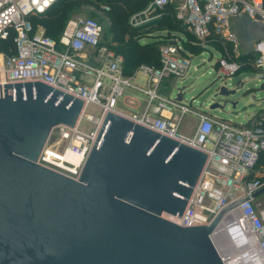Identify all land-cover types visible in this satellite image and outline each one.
Returning <instances> with one entry per match:
<instances>
[{"label":"water","instance_id":"water-1","mask_svg":"<svg viewBox=\"0 0 264 264\" xmlns=\"http://www.w3.org/2000/svg\"><path fill=\"white\" fill-rule=\"evenodd\" d=\"M233 93L217 87L207 109L234 108ZM82 107L39 80L1 86L0 264H226L213 238L248 195L208 223L164 217L181 216L204 151L107 111L76 178L37 161L53 128L74 127Z\"/></svg>","mask_w":264,"mask_h":264},{"label":"built area","instance_id":"built-area-1","mask_svg":"<svg viewBox=\"0 0 264 264\" xmlns=\"http://www.w3.org/2000/svg\"><path fill=\"white\" fill-rule=\"evenodd\" d=\"M173 1L175 20L196 44L230 42L232 52L236 51L238 38L230 19L241 13L259 18L264 30L263 0H150L143 10L131 17L130 24L141 25L151 20L154 16L149 18L148 15L152 10H162ZM54 2L0 0V40L12 37L7 49H0V89L6 82L39 80L83 99L76 125L54 127L58 129L57 146L50 145L48 139L37 161L76 178L105 113L125 114L117 109L124 87L142 91L148 97L145 110L140 115H125L207 153L203 170L181 216L166 214L165 217L182 226L208 223L222 207L248 195L228 210L222 221L225 219L227 225L238 232V241L264 264V212H257L253 204L254 195L264 188V157H261L264 155V111L246 123H235L212 116L191 102L161 95L158 88L163 79L171 76L181 79L187 73L189 60L180 56L183 47L177 41L159 46V67L139 66L145 80L143 86L136 85L132 75L123 73L122 56L100 44L103 28L96 18L89 15L68 18L58 41L46 35L42 26L33 29L30 17L44 13ZM254 50L257 56L253 65L264 70V38L255 42ZM229 53L225 50L217 61L216 77L223 80L239 68ZM91 54L94 60L90 59ZM90 104L96 108V114L86 110ZM148 108L155 115L147 113ZM163 108L170 109L171 116H162ZM184 113L198 119L191 136L178 130ZM82 120L93 126L88 130L80 129ZM61 144L63 147L58 153ZM68 151L77 158L59 157Z\"/></svg>","mask_w":264,"mask_h":264},{"label":"rangeland","instance_id":"rangeland-1","mask_svg":"<svg viewBox=\"0 0 264 264\" xmlns=\"http://www.w3.org/2000/svg\"><path fill=\"white\" fill-rule=\"evenodd\" d=\"M104 7V8H103ZM104 10H103V9ZM108 6H104V3L100 1H91L88 4H79V5H74L72 6L71 9H67L68 11L66 12V19L76 16V15H90L96 18L100 24L102 25L103 31H104V41L107 42L108 44H113V45H125L123 42H117L112 40V37H114L115 33H118V30H120L121 26L118 24H113V18L111 17L110 13H108L107 10ZM143 10V9H142ZM141 10L134 11L130 13L127 17L128 21V28L132 29V33H128L125 35L126 42L129 40V36L132 38H135L136 40H139L140 42H144L146 39L148 40V37H153L151 34H155L157 32V28L161 27V25H166V20L161 21V22H153V21H145L143 24L139 25H131L130 24V19L133 15L138 14ZM163 14V11L161 10H152L150 14L148 15L149 18L151 16H154L153 18H160ZM39 16V15H38ZM35 16V17H38ZM38 19V18H37ZM33 20V22L38 26H41L39 23V20ZM142 19L144 20V16L142 15ZM154 23H157L156 25H152ZM174 23H171L173 25ZM148 25H152L150 27H147ZM176 27V26H175ZM134 34V35H133ZM181 37H184L183 35H180ZM168 38V39H166ZM172 37H168L164 35L163 42L161 41V44L167 43L171 41ZM146 42V41H145ZM210 48V49H209ZM210 52H212V57L209 58ZM220 53L217 50H212L211 47H207L206 50L202 52V54L193 56L191 58V66L188 71V77L186 80H183V82H177V83H172L165 78L159 88V92L161 94H164L165 96H171L174 97L177 93V89H180L182 86H184V95H183V101L184 102H190L192 101L193 106H203L205 108L208 107V105L211 102L212 95L215 93V89L221 85H224L227 90H234L235 92L229 96L231 100L237 101V104L235 105L234 108L230 106V104H227L224 108H215L213 110L210 109H205L208 113L214 115L215 117L228 120V121H233L235 123H246L247 120L254 116L257 113L262 112V107L258 106H248L246 109L241 110L243 105L241 104V101L243 100V95L245 90H240V86H238V81L244 77V75H249V76H254L255 73L253 71H247L248 73H245V71H239L238 73H235L231 75L228 79L226 77L225 80L221 79V77H216L215 76V67L214 62L216 59H219ZM219 57V58H218ZM141 65V64H140ZM139 65V66H140ZM199 65L197 69H193V66ZM198 76V81L197 79H194ZM141 78V71L138 72L137 74V81L139 82V79ZM190 82H194L193 85L189 86ZM262 82L255 84V87L257 89V97H255L256 100H260L261 98H264V88H261ZM207 89V90H206ZM131 90V91H130ZM260 91V92H259ZM128 95V96H126ZM250 97L253 99V95L250 94ZM121 101L117 107V109L120 111V107H131L134 106L136 107L140 112H142L146 106V100L142 96V94L137 90H133L130 87H124V91L122 95L120 96ZM254 99V100H255ZM217 100V99H214ZM264 103V101H263ZM88 112H91L93 114H96L95 110L96 108L90 104L88 108L86 109ZM238 111L237 114H233L232 112ZM129 112L131 113H139L136 110L131 109ZM195 121V116L190 114V113H184L180 122V131H185L187 127L191 124H193ZM93 124L86 120H82L81 123L79 124V128L82 130H88L91 128ZM57 128H53V131L51 133V137L49 138V144L52 145L53 147H56L57 144L55 142V135L57 132ZM62 144L57 148V152L60 153L62 149ZM61 154H59L60 156ZM254 198V197H253ZM254 204V201H253ZM255 204L261 206L264 208V191L260 192L258 195V198L255 200ZM166 214H164V217ZM231 227V226H230ZM231 233L233 231L231 230ZM237 240V239H236ZM235 247V244H234ZM246 254V253H245ZM231 255V254H230Z\"/></svg>","mask_w":264,"mask_h":264},{"label":"crops","instance_id":"crops-1","mask_svg":"<svg viewBox=\"0 0 264 264\" xmlns=\"http://www.w3.org/2000/svg\"><path fill=\"white\" fill-rule=\"evenodd\" d=\"M174 2L175 1L170 3L172 9H174V5H175ZM263 9H264V0H263ZM169 19L172 20L171 17H169ZM149 21H153V22H157V23L159 22L158 18H152ZM157 23H154L152 25H156ZM171 23H174V24L171 25ZM171 23L169 21H166V23H165L166 25H161V27H158L156 29L157 32H155V34H153V35L151 34V36H153V37H148V40L146 39L145 40L146 42L145 41L143 42V43H151V42H153L155 40H166V39H168V38L164 39V35H166L168 37H172L171 38L172 40L169 41V42L177 41V42H179L182 45L183 49L180 51V56L185 57V58H187L189 60L187 73L181 79L180 78H175L173 76L167 78L170 82L172 80V83L175 84L177 82L181 83V82H183V80H186V78L189 75L188 71H189L190 66H191V58L193 56H197V55L202 54V52L204 50H206L207 47H211L212 50H217L220 53L219 57H221L223 55L225 50L226 51L228 50V52H230L229 54L231 55V57L236 62H238V64H239V68L237 69V71L235 73H238L239 71H243V72L245 71V73H248L247 71H253L255 73L254 76L244 75V77L238 81V86H240V90H245L244 95H243V100L241 101V104L243 105L241 110L246 109L248 106L254 105V106L262 107L261 110L264 111V103H263L264 98L263 99L261 98L260 100H256L255 99V97H257V95H258L257 94V89L255 87V84L262 82L260 87L264 88V70H262L260 68H257V67H255L253 65L254 60H255V58L257 56V52L254 50V44H255V42L257 40L264 38V30L262 28V25L260 23V19L259 18L253 19V18H250L245 13H241V14H238L237 16H234V17H232L230 19V26H231L232 30L235 32V34L237 35V38H238V46H237L236 51H234V52H232V47H231V43L230 42H226L225 45H221L219 43L216 44V42L214 43L213 41H210V42L206 43L205 45H201V44H198V43L196 44V42L193 40V38L190 36V34L185 32L182 29V26L180 25L179 22H177V23L171 22ZM152 25H148L147 27H150ZM180 35H183L184 37H181ZM169 42H167V43H169ZM163 44H166V43H163ZM188 44L191 45V46H194V47L199 46L200 47L199 51L198 52L190 51L188 49ZM212 56H213L212 52H210L209 58H211ZM89 57H90L91 60L95 59L92 54L89 55ZM217 61H218V59L215 60L214 65H213L215 67V76H217V70H218V62ZM198 66L199 65H196V66L194 65L193 69L194 70L197 69ZM138 68H139V66L137 67V69L131 75L134 77L133 81H134V83L136 85L143 86L144 80H145V75L141 72V78L139 79V82H138L137 81V74L140 71ZM126 76H129V75H126ZM194 79H197L196 81H198V76L196 78H194ZM198 83H199V81H198ZM193 84H194V82H190L189 86L193 85ZM159 88H160V85H159ZM159 88H158V91H159ZM131 89H133L134 91L137 90L135 88H131ZM138 91L139 90H137V92ZM139 92L142 94V96L147 101V99H148L147 95L144 94L142 91H139ZM250 94L253 95V99H252V97H250ZM161 95L165 96L164 94H161ZM126 96H128V95H126ZM180 100H183V97ZM120 101H121V99H118L117 107H118ZM192 101L193 100H191L190 102L192 103ZM146 106H147V102H146ZM146 106H145V108H146ZM195 107H198L199 109H201L203 111H205V109H207V108H205L203 106H195ZM145 108H144V110H145ZM119 109H120L121 112H123L125 114H128V115H132V114L140 115L144 111L143 110L142 112H140L134 106H131V107H128V108L121 106ZM131 109L136 110L139 113H131V112H129ZM205 112L208 113L207 111H205ZM147 113H149L150 115H155L154 112H151L150 108H148V112ZM160 114L162 116H164V117L171 116V110L168 109V108H163V109L160 110ZM208 114H210V113H208ZM210 115H212V114H210ZM212 116H214V115H212ZM180 122H181V120H180ZM197 123H198V119L195 116L194 123L189 125L184 132L180 131V129H179L180 124H179L178 130H179L180 133H182V134H184L186 136H191L193 134L194 130H195V127H196ZM259 194L260 193L256 194L254 196V198H253L254 206H255L257 212H260V211L264 212V208L263 207L255 204V200L258 198Z\"/></svg>","mask_w":264,"mask_h":264},{"label":"trees","instance_id":"trees-1","mask_svg":"<svg viewBox=\"0 0 264 264\" xmlns=\"http://www.w3.org/2000/svg\"><path fill=\"white\" fill-rule=\"evenodd\" d=\"M91 1H100V0H55V2L42 14L38 17H30L33 29L37 25L33 20H39V23L44 29V33L49 37L59 40L61 31L67 21L66 12L67 9H71L74 5L79 4H88ZM104 3V6H108V9L105 10L110 13L113 18V24H118L121 26L118 33L116 32L112 40L117 42H123L125 45H113L108 44L104 41V31L101 38L100 44L111 48L115 53L120 54L123 58L122 68L125 75H131L140 64L151 65L154 67L160 66L159 60V44L163 40H155L151 43H142L135 38L129 36V40L126 42L125 35L133 32V28L129 29L127 17L130 13L138 10L144 9L150 0H101ZM104 8V7H103ZM102 8V9H103ZM104 10V9H103ZM163 14L158 21H169L177 23L173 16L174 9L171 8V4H167L163 8ZM90 16V15H89ZM173 16V17H172ZM93 17V16H92ZM169 17L172 18L169 19ZM171 20V21H170ZM134 35V34H133ZM12 37L9 36L5 40H0V49L6 50L7 46L11 44ZM214 42V41H213ZM215 43V42H214ZM218 44V42H216ZM197 46V45H196ZM222 48V47H221ZM188 49L190 51L198 52L200 47H194L188 44ZM228 51V50H227ZM262 158L264 155L261 156Z\"/></svg>","mask_w":264,"mask_h":264},{"label":"bare ground","instance_id":"bare-ground-1","mask_svg":"<svg viewBox=\"0 0 264 264\" xmlns=\"http://www.w3.org/2000/svg\"><path fill=\"white\" fill-rule=\"evenodd\" d=\"M59 157L66 159H76L77 156L69 151L61 154ZM231 230L233 233H231ZM237 233L232 227L227 225L225 219L220 222L218 232L214 235V243L216 248L223 256L226 264H262L261 259L248 252L237 238ZM237 239V240H236ZM235 244V247H234ZM246 253V254H245ZM231 254V255H230Z\"/></svg>","mask_w":264,"mask_h":264}]
</instances>
